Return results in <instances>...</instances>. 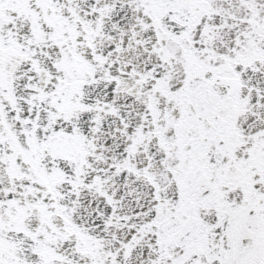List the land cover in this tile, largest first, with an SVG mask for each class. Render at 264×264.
<instances>
[{
	"label": "snow or ice",
	"instance_id": "obj_1",
	"mask_svg": "<svg viewBox=\"0 0 264 264\" xmlns=\"http://www.w3.org/2000/svg\"><path fill=\"white\" fill-rule=\"evenodd\" d=\"M0 264H264V0H0Z\"/></svg>",
	"mask_w": 264,
	"mask_h": 264
}]
</instances>
